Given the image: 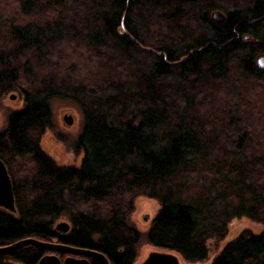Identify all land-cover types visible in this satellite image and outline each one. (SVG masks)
<instances>
[{
    "label": "trees",
    "instance_id": "obj_1",
    "mask_svg": "<svg viewBox=\"0 0 264 264\" xmlns=\"http://www.w3.org/2000/svg\"><path fill=\"white\" fill-rule=\"evenodd\" d=\"M260 55L264 0H0V95L23 100L0 132L15 206L0 209V247L56 241L133 264L140 197L160 207L147 244L191 264L208 241L225 243L232 220L264 225ZM56 103L81 116L77 168L39 146ZM62 217L65 235L54 231ZM44 255L26 246L0 264ZM212 264H264V233L238 235Z\"/></svg>",
    "mask_w": 264,
    "mask_h": 264
},
{
    "label": "rangeland",
    "instance_id": "obj_2",
    "mask_svg": "<svg viewBox=\"0 0 264 264\" xmlns=\"http://www.w3.org/2000/svg\"><path fill=\"white\" fill-rule=\"evenodd\" d=\"M7 8L11 9V7ZM214 13H218L221 15L220 11H216ZM258 69H260L261 71L264 70V68L262 67ZM253 84L254 85L252 86L250 85L251 92L260 94L259 92H261L260 89L262 88V86L257 83ZM244 92L248 93L249 88L246 87ZM11 95L15 96L13 100L9 99ZM247 100L250 101V99ZM22 108L23 100L18 92L0 95V132H2L6 127L7 114L11 111H19ZM245 109L248 110L247 104ZM66 114H69L73 118V123L71 126H66L63 122V116ZM53 126L54 128H52L51 130H46L40 137V149L58 167L77 168L80 164L81 155H75V153L71 150V144L78 137L81 128V116L78 109L69 104L56 103L53 106ZM159 209L160 207L157 201L150 200L145 197L137 198L133 202L132 212L129 214V225L132 226L135 231L141 236L140 242L137 245L136 257L133 264L142 263V261H144V259L150 252L171 253L179 258L180 264H191L185 262L180 256L175 253L155 249L145 241V235L148 233L150 224L158 214ZM60 223H67L70 225L69 221L66 218L62 217L55 222L54 228L57 224ZM227 232L228 234L225 243L212 240L208 241L207 248L209 254L207 259L204 262L195 264H212L215 256L222 250L223 246L227 242L233 240L235 237L245 232L255 235L262 234L264 233V225L255 223L248 218L242 217L240 219L232 220L227 226Z\"/></svg>",
    "mask_w": 264,
    "mask_h": 264
},
{
    "label": "water",
    "instance_id": "obj_3",
    "mask_svg": "<svg viewBox=\"0 0 264 264\" xmlns=\"http://www.w3.org/2000/svg\"><path fill=\"white\" fill-rule=\"evenodd\" d=\"M212 19L216 22L223 20V16L214 13ZM257 67L264 68V57L257 59ZM14 95L9 97L10 100ZM63 122L66 126H71L73 118L69 114L63 116ZM0 209L8 213H15L14 196L11 180L9 178L5 165L0 161ZM70 225L67 223L57 224L54 231L57 234L65 235L69 232ZM31 246L40 249L45 255L39 260L38 264H91L89 260L98 261L100 264H109L108 260L102 254L87 250L70 247L56 241L44 242L37 239H24L6 247H0V255H7L11 252ZM58 255L65 258L61 260ZM140 264H180L179 258L171 253L150 252Z\"/></svg>",
    "mask_w": 264,
    "mask_h": 264
},
{
    "label": "bare ground",
    "instance_id": "obj_4",
    "mask_svg": "<svg viewBox=\"0 0 264 264\" xmlns=\"http://www.w3.org/2000/svg\"><path fill=\"white\" fill-rule=\"evenodd\" d=\"M260 57H264L263 55H260V56H258L257 58H256V60H255V63L257 62V59L258 58H260ZM258 68V67H257ZM260 70V69H259Z\"/></svg>",
    "mask_w": 264,
    "mask_h": 264
},
{
    "label": "flooded vegetation",
    "instance_id": "obj_5",
    "mask_svg": "<svg viewBox=\"0 0 264 264\" xmlns=\"http://www.w3.org/2000/svg\"><path fill=\"white\" fill-rule=\"evenodd\" d=\"M59 235H60V234H59ZM60 259H61V260H63V259H64V257H61ZM89 262H90V260H89ZM90 263H91V262H90Z\"/></svg>",
    "mask_w": 264,
    "mask_h": 264
}]
</instances>
